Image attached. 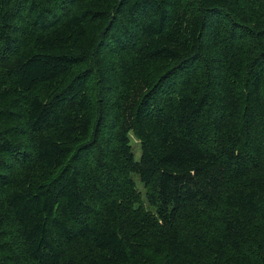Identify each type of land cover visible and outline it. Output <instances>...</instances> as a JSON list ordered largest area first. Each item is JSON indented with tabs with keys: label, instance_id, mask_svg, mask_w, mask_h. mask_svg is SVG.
<instances>
[{
	"label": "trees",
	"instance_id": "1",
	"mask_svg": "<svg viewBox=\"0 0 264 264\" xmlns=\"http://www.w3.org/2000/svg\"><path fill=\"white\" fill-rule=\"evenodd\" d=\"M0 264H264V0H0Z\"/></svg>",
	"mask_w": 264,
	"mask_h": 264
},
{
	"label": "rangeland",
	"instance_id": "2",
	"mask_svg": "<svg viewBox=\"0 0 264 264\" xmlns=\"http://www.w3.org/2000/svg\"><path fill=\"white\" fill-rule=\"evenodd\" d=\"M131 135H133V142H132V145L134 146V149H135V155L137 158L140 157V154H141V149H140V145L138 143V139L136 138V136H134L133 133H131ZM134 178H135V181H136V184H137V187L144 193L145 192V188H144V185L140 179V177L137 175V174H133Z\"/></svg>",
	"mask_w": 264,
	"mask_h": 264
}]
</instances>
